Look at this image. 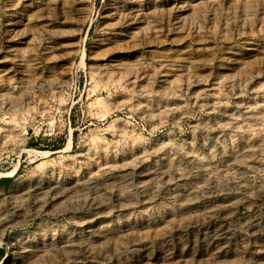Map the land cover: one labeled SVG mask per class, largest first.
I'll return each instance as SVG.
<instances>
[{
  "label": "rangeland",
  "instance_id": "obj_1",
  "mask_svg": "<svg viewBox=\"0 0 264 264\" xmlns=\"http://www.w3.org/2000/svg\"><path fill=\"white\" fill-rule=\"evenodd\" d=\"M0 264H264V0H0Z\"/></svg>",
  "mask_w": 264,
  "mask_h": 264
},
{
  "label": "trees",
  "instance_id": "obj_2",
  "mask_svg": "<svg viewBox=\"0 0 264 264\" xmlns=\"http://www.w3.org/2000/svg\"><path fill=\"white\" fill-rule=\"evenodd\" d=\"M5 180V179H4ZM4 180H2V181H4Z\"/></svg>",
  "mask_w": 264,
  "mask_h": 264
},
{
  "label": "bare ground",
  "instance_id": "obj_3",
  "mask_svg": "<svg viewBox=\"0 0 264 264\" xmlns=\"http://www.w3.org/2000/svg\"><path fill=\"white\" fill-rule=\"evenodd\" d=\"M82 62V61H81Z\"/></svg>",
  "mask_w": 264,
  "mask_h": 264
}]
</instances>
